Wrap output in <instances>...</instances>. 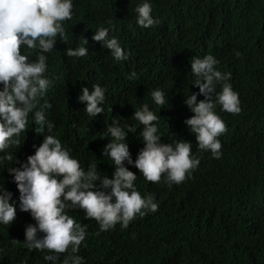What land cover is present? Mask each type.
Masks as SVG:
<instances>
[{"label":"trees","instance_id":"16d2710c","mask_svg":"<svg viewBox=\"0 0 264 264\" xmlns=\"http://www.w3.org/2000/svg\"><path fill=\"white\" fill-rule=\"evenodd\" d=\"M144 2L151 4L158 21L147 29L138 25L135 12ZM64 27L67 43L57 37L53 51L45 54L52 84L41 103L51 105L46 118L54 123L52 134L85 171L96 164L102 176L114 178L115 167L103 155L111 140L101 135L113 118L122 127L136 125L137 131L129 132L125 141L135 161L144 147L143 125L132 117L145 103L159 117L161 143L190 142L192 154L200 158L191 177L171 187L163 180L147 182L125 162L137 175V190L142 196L153 194L159 205L158 211L137 217L127 229L117 224L114 230L100 231L83 210H69L68 215L87 226L79 251L83 264H264V0H73V17ZM100 27L110 29L109 38L118 39L130 53L128 60L115 61L102 42L93 40ZM83 38L88 55L68 57L67 49L81 46ZM38 53L22 49L30 60ZM209 54L219 61L217 70L231 73L228 82L239 94L242 109L233 116L220 105L215 108L227 125L219 137V159L198 151L196 136L185 124L193 115L185 99L199 92L191 59ZM132 72L135 78H130ZM94 84L106 89V100L104 112L90 117L79 97L84 87L91 90ZM156 89L168 101L163 107L151 97ZM216 91H221L219 84ZM36 127L30 115L20 147L8 150L20 163L14 159L0 165V184L12 194L10 202L17 210L10 226L0 224V264H53L44 259L48 253L24 245L26 227L36 222L20 210V193L8 171L25 163L43 142ZM96 184L99 189L100 182Z\"/></svg>","mask_w":264,"mask_h":264},{"label":"clouds","instance_id":"9594fccd","mask_svg":"<svg viewBox=\"0 0 264 264\" xmlns=\"http://www.w3.org/2000/svg\"><path fill=\"white\" fill-rule=\"evenodd\" d=\"M137 23L141 28H150L158 21L152 16V6L144 2L135 8ZM73 17V0H0V165L4 161L20 163L8 150L21 145L20 135L28 128L29 117L38 126L35 131L44 135L43 142L35 153L27 157L20 167H9L20 193V210L29 212L35 225L25 230L24 245L29 251L46 252V261L53 264L64 256L63 264H83L79 255L86 239L87 226L78 223L69 210L81 209L86 219L95 220L100 231L114 230L119 224L127 229L137 217L143 218L159 209L153 194L142 196L135 187L137 175L125 166L134 165L147 182L159 184L162 180L171 185L182 184L189 179L200 165V158L192 154V144L183 140L161 143L158 133L159 117L150 110L147 103L136 110L132 120L143 125L140 135L144 147L135 161L125 142L129 132L137 131L136 125L121 126L113 118L112 124L101 135L110 137L111 142L103 149L115 167L114 178L98 171L91 164L85 171L69 150L62 146L60 139L52 134L54 123L46 118V109L51 105L41 101L52 84L48 78V57L56 46L57 37L67 43L64 27ZM115 27L114 25L112 26ZM109 28L100 27L93 40L102 42L110 50L115 61H126V53L117 38H109ZM88 44L83 38L81 46L68 48V57L83 58L88 55ZM39 50L35 60L22 54V49ZM239 53L237 56L239 57ZM219 61L211 54L191 59L193 85L198 93H191L185 104L193 115L185 120L196 136L198 151L210 152L213 158L222 156L219 137L227 132V125L216 113L221 110L239 115L242 111L239 94L233 90L231 73L217 70ZM132 72L130 78H135ZM221 91L217 92V85ZM106 89L94 84L90 90L82 89L80 102L86 104V114L97 117L104 112ZM203 95L205 99L197 97ZM157 106L163 107L168 101L162 90L151 91ZM215 97V99H213ZM45 129L47 133L45 135ZM99 181V190L96 182ZM110 190V191H106ZM12 194L0 184V224L10 226L17 218V210L11 203ZM42 233V236L38 234ZM13 244L20 243L12 240ZM86 246V245H85Z\"/></svg>","mask_w":264,"mask_h":264}]
</instances>
